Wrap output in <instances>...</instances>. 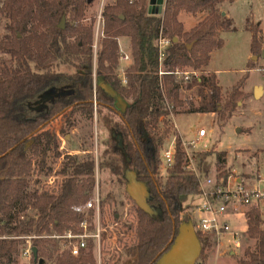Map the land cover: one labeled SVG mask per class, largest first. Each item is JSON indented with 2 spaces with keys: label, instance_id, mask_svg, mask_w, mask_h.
<instances>
[{
  "label": "trees",
  "instance_id": "obj_1",
  "mask_svg": "<svg viewBox=\"0 0 264 264\" xmlns=\"http://www.w3.org/2000/svg\"><path fill=\"white\" fill-rule=\"evenodd\" d=\"M94 2L0 0L4 28L0 34V264H18L27 242L37 251V259L32 252L31 264H98L96 239L90 238L88 248L74 256L68 249L58 253V242L50 236L80 233L85 220L90 232L95 230L94 210L80 213L73 206L91 199L96 172L103 170L124 181L127 169L135 171L138 180L148 187L150 205L160 210V214L150 215L137 207L136 241L121 253L129 259L128 264H156L178 226L191 219L190 215H180L199 194L200 178L186 170V155L176 133L175 161L166 169L165 179L159 176L161 148L172 132L163 94L172 113H177L184 106L180 94L184 79L175 74L176 69H202L209 64L212 52L223 46L217 33L231 26V20L218 10L223 0H164L160 14L153 13L150 0L108 3L103 8L104 36L95 59V18L87 22V10ZM182 13H205L206 17L186 31ZM160 36L172 41L162 62L157 44ZM121 38L130 40L127 84L116 73L121 65ZM251 51L255 55L261 52L257 28H252ZM161 68L168 71L161 77L163 89L159 86ZM99 77L129 102L124 113L115 109L114 99L97 84ZM204 80L219 104L222 87L216 73L210 72ZM61 84L71 85L67 95L58 92L47 108L32 109L34 100ZM236 95H229L225 110H233ZM94 107L98 119L111 130L107 149L98 161L92 155L80 157L78 151H65L60 139L82 117L93 121ZM205 110L190 106V111ZM61 118L63 124L57 130L54 122ZM113 133L122 135L123 150L117 147ZM78 137L80 144H85L87 137ZM195 160L200 176H211V167L215 166L217 187L226 185L225 152H200ZM56 162L60 163L59 170H55ZM54 172L61 178L57 186L42 187V176ZM103 206L101 200L100 210ZM246 221L245 238L250 245L237 262L264 264V219L260 210L250 207ZM197 235L203 250L210 246L211 237L200 232ZM119 261L120 257L117 264ZM196 264H203L202 258Z\"/></svg>",
  "mask_w": 264,
  "mask_h": 264
},
{
  "label": "rangeland",
  "instance_id": "obj_2",
  "mask_svg": "<svg viewBox=\"0 0 264 264\" xmlns=\"http://www.w3.org/2000/svg\"><path fill=\"white\" fill-rule=\"evenodd\" d=\"M218 10L231 20L229 29H223L217 33L218 38L223 40V46L212 52L209 64L202 69L192 70L187 66L176 69L181 72L197 71L199 75L198 78L191 77L183 81L180 94L184 100V106L178 108L177 113H172L171 109H168L172 132L162 147L164 146L165 149L169 147L175 138L174 133L182 142L196 141L198 130L202 128L206 130L207 135L197 141L195 153L197 151V153L225 152L224 170L228 176L243 179L261 177L264 180V56L261 55L264 50V0H223ZM97 14L98 0H95L87 10V22L89 23L94 17L96 24ZM205 17V13L181 14L186 31L198 25ZM252 28H257L259 31L261 44L259 55L251 51ZM3 32V19L0 16V34ZM102 38L103 36L99 38L97 51L101 47ZM119 45L122 51L130 54L128 38H121ZM2 56L0 53V59ZM254 56H257V59L253 60ZM129 63L131 60L125 65L121 62L120 67L116 69L119 77L122 78L125 74L121 66H124L126 70ZM210 72L216 73L218 84L222 87V101L217 105L212 99L209 85L204 80ZM65 84L58 85V88H71V85L66 86ZM256 86L262 87L259 97H255ZM232 92L237 93L234 107L232 111H227L224 106L225 101ZM36 102L37 100H34L32 103L34 111H38L36 108L39 104ZM190 106L204 107L207 110L190 111ZM94 112L93 121L82 117V120L78 121L69 134L66 136L61 134L60 139L65 151H78L80 157L92 155L98 161L107 149L106 141L111 138V130H108L98 119L95 107ZM106 112L107 110L103 109V113ZM222 114L225 115L223 118ZM78 117L79 115L77 119ZM61 119L54 122L57 130L63 124V118ZM79 134L87 137L83 145L80 144ZM67 140L71 141L70 144L66 143ZM160 156L162 158V151ZM210 161H213V156L210 157ZM211 168V177L217 178V168L215 166ZM59 169L60 163L56 162L55 170ZM159 176L163 179L167 177L165 166L159 169ZM42 179V187L52 189L57 186L61 178L54 172L49 177L42 176ZM120 179L108 170L101 171L96 178L95 192L99 191L100 200L104 205L99 217L100 237L99 240L96 239L94 246L98 264H117L119 257L118 264H128L129 259L121 253L126 246L136 241L138 206L126 191V180ZM108 193H110L109 196ZM195 201L196 197L193 202H190V207L181 213V218L192 213ZM249 209L250 207H242L239 212H232L229 215V221L241 233V247L233 249L224 243L223 239L220 241L212 239L210 246L207 245L204 250L202 249L195 264L199 258H202L203 264H238V259L242 257L245 248L250 245L245 238L246 214ZM260 212L264 219V209ZM55 240L59 245L58 253L67 249L63 239ZM30 245L31 242H27L26 249H30L31 256L24 253L25 251L22 252L18 258V264H31Z\"/></svg>",
  "mask_w": 264,
  "mask_h": 264
},
{
  "label": "built area",
  "instance_id": "obj_3",
  "mask_svg": "<svg viewBox=\"0 0 264 264\" xmlns=\"http://www.w3.org/2000/svg\"><path fill=\"white\" fill-rule=\"evenodd\" d=\"M117 0H98V14L95 24V38L93 49L95 56L97 54V46L99 38L104 36L103 26V8L105 5ZM130 2L132 0H129ZM171 39L167 36H160L157 44L159 49V62L164 61L167 58V48L171 45ZM120 46V61L127 63L131 60V56L128 52L122 51ZM122 67V66H121ZM123 68V67H122ZM125 73V69H123ZM168 71H163L162 68L159 71V86L162 88L161 77ZM172 73V72H169ZM175 74L184 80H189L191 77L198 78L199 73L197 71H175ZM122 83L127 84L125 74L122 77ZM167 109H170V105L163 94ZM207 132L205 129H199L197 133L198 140H192L188 143L182 142V147L186 155V170L191 171L197 177L200 178L199 194L196 197V201L193 207L191 216L194 229L197 232L205 236H209L212 239L220 241L223 239L224 243L230 245L233 249L239 248L242 245L241 233L239 230L229 221V215L232 212H239L242 207L255 206L259 210L264 209V180L260 178H236L229 176L225 186L217 187V178L202 177L196 167V154L195 147L199 139L205 137ZM176 137L171 141L168 148H161L162 151V166H165V170L173 165L175 161L176 153ZM98 172H96V178ZM220 181H222L220 179ZM100 195L99 191H96L94 196L83 205H75L73 209L76 212L83 213L90 209L95 212V230L90 232L88 228L87 220L83 221L81 227L83 231L80 233H73L71 231L66 232L63 235L54 234L51 237L55 239H63L65 246L74 256H78L81 249L88 248V241L90 238L99 240V217H100ZM27 250V251H26ZM24 253L30 254V249H26ZM32 251V249H31Z\"/></svg>",
  "mask_w": 264,
  "mask_h": 264
},
{
  "label": "water",
  "instance_id": "obj_4",
  "mask_svg": "<svg viewBox=\"0 0 264 264\" xmlns=\"http://www.w3.org/2000/svg\"><path fill=\"white\" fill-rule=\"evenodd\" d=\"M164 0H150V7L154 6L153 13L160 14L163 11ZM65 19L63 18L59 24L61 28L64 27ZM176 38L174 39V41ZM191 47V44L189 45ZM264 56V50L262 51ZM257 59V56L253 57V60ZM97 84L106 92V94L114 99V107L119 113H124L128 107L129 102L125 100L113 86L105 82L103 77H99ZM262 93V87H255V97H259ZM57 93L55 89L45 91L39 96L36 108L38 111L47 108L50 103L55 100ZM116 141L117 147L123 150V139L121 134H112ZM126 191L129 196L135 201L137 206L150 215L160 214L158 208H154L149 203V190L145 183L138 180L137 174L131 169L125 171ZM202 251L201 241L194 229L192 220L183 222L178 226L169 248L159 255L155 261L156 264H195L196 260L200 256ZM35 259H37V251L32 249Z\"/></svg>",
  "mask_w": 264,
  "mask_h": 264
},
{
  "label": "flooded vegetation",
  "instance_id": "obj_5",
  "mask_svg": "<svg viewBox=\"0 0 264 264\" xmlns=\"http://www.w3.org/2000/svg\"><path fill=\"white\" fill-rule=\"evenodd\" d=\"M58 88V87H57ZM50 89H53V88H50ZM50 89H48V90H50ZM55 89V92L56 93H58V92H60L61 93V91H62V93H61V95L63 96H65V95H67L69 92H67L68 91V88L67 87H64L63 89L61 88H59V89H56V88H54ZM63 90L64 91H66V92H63ZM56 95V94H55ZM57 96V95H56ZM56 96H55V98H56Z\"/></svg>",
  "mask_w": 264,
  "mask_h": 264
},
{
  "label": "crops",
  "instance_id": "obj_6",
  "mask_svg": "<svg viewBox=\"0 0 264 264\" xmlns=\"http://www.w3.org/2000/svg\"><path fill=\"white\" fill-rule=\"evenodd\" d=\"M152 9H154V6H152ZM122 65H125V63H122ZM122 67H123V69H125L124 66H122ZM230 223L232 224V222H230Z\"/></svg>",
  "mask_w": 264,
  "mask_h": 264
}]
</instances>
